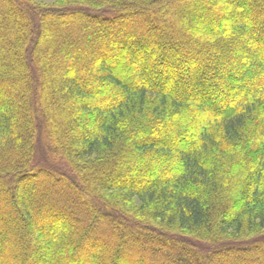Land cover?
Instances as JSON below:
<instances>
[{
	"label": "trees",
	"instance_id": "16d2710c",
	"mask_svg": "<svg viewBox=\"0 0 264 264\" xmlns=\"http://www.w3.org/2000/svg\"><path fill=\"white\" fill-rule=\"evenodd\" d=\"M56 4L0 0V264H264V0Z\"/></svg>",
	"mask_w": 264,
	"mask_h": 264
},
{
	"label": "rangeland",
	"instance_id": "374dc122",
	"mask_svg": "<svg viewBox=\"0 0 264 264\" xmlns=\"http://www.w3.org/2000/svg\"><path fill=\"white\" fill-rule=\"evenodd\" d=\"M39 2L41 4H43V5H45V6L57 5L56 4V0H39ZM41 148H42V146H41ZM43 150L45 151V149H43ZM42 152L43 151H41L39 153L38 160H37L38 162H40L41 160H43L44 157L46 158V156H47V159H49V156L47 155V151H46V155H44V157H43V153ZM55 164L58 166L57 163H55Z\"/></svg>",
	"mask_w": 264,
	"mask_h": 264
}]
</instances>
